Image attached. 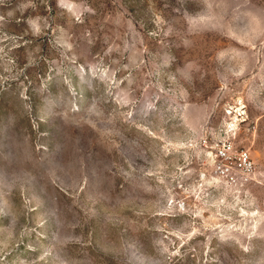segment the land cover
<instances>
[{"label": "rangeland", "instance_id": "1", "mask_svg": "<svg viewBox=\"0 0 264 264\" xmlns=\"http://www.w3.org/2000/svg\"><path fill=\"white\" fill-rule=\"evenodd\" d=\"M0 264H264V0H0Z\"/></svg>", "mask_w": 264, "mask_h": 264}, {"label": "built area", "instance_id": "2", "mask_svg": "<svg viewBox=\"0 0 264 264\" xmlns=\"http://www.w3.org/2000/svg\"><path fill=\"white\" fill-rule=\"evenodd\" d=\"M238 122L236 115L226 119L205 153L211 165V177L228 186L245 184L254 170V160L248 148L239 146L234 140Z\"/></svg>", "mask_w": 264, "mask_h": 264}]
</instances>
